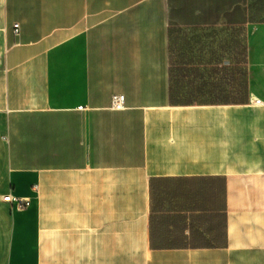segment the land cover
I'll return each mask as SVG.
<instances>
[{"label": "crops", "instance_id": "1", "mask_svg": "<svg viewBox=\"0 0 264 264\" xmlns=\"http://www.w3.org/2000/svg\"><path fill=\"white\" fill-rule=\"evenodd\" d=\"M222 25L248 99L172 104L174 66L219 86ZM0 264H264L253 0H0Z\"/></svg>", "mask_w": 264, "mask_h": 264}, {"label": "rangeland", "instance_id": "2", "mask_svg": "<svg viewBox=\"0 0 264 264\" xmlns=\"http://www.w3.org/2000/svg\"><path fill=\"white\" fill-rule=\"evenodd\" d=\"M253 16L255 23L264 21V0H253ZM231 28L232 29H229L226 25H222L220 30L221 71L219 75L215 76V79L217 81L219 80V86L217 85L214 88L202 87V84L206 82L204 78H208L202 73L201 77L198 75L196 83L194 81L191 83V81H189L190 78L187 77L184 78L183 82L180 84L178 81L181 79V76L184 77L185 74L179 76L181 73L178 72V68L174 66L178 76L174 79L173 83L174 93L183 98L186 97L187 94H199L204 91L214 92V95L205 97L204 99L206 100H214L217 97L233 98L247 93V90L245 93V68L248 31L245 26H238L237 29H233L234 27ZM173 38L174 45L176 42L180 41V36L176 33H174ZM179 54L181 53L177 55V53L174 52V61L176 63L180 62L178 61V58H180ZM196 86L201 87L198 90Z\"/></svg>", "mask_w": 264, "mask_h": 264}, {"label": "trees", "instance_id": "3", "mask_svg": "<svg viewBox=\"0 0 264 264\" xmlns=\"http://www.w3.org/2000/svg\"><path fill=\"white\" fill-rule=\"evenodd\" d=\"M178 71L180 73H183L184 71H186V69H181L178 68ZM178 83L181 84L180 80L178 81ZM201 86H196V89H200ZM246 85H245V93H246ZM198 94V93H197ZM197 94H187L186 97H181L179 95H177L176 93H172L171 94V98L170 101L172 102V104H181V105H187V104H238V103H244L247 100V93L246 94H242L241 96L238 97H217L214 100H206L202 97H197L195 95Z\"/></svg>", "mask_w": 264, "mask_h": 264}, {"label": "built area", "instance_id": "4", "mask_svg": "<svg viewBox=\"0 0 264 264\" xmlns=\"http://www.w3.org/2000/svg\"><path fill=\"white\" fill-rule=\"evenodd\" d=\"M14 34H18L19 32V24L14 23L13 25ZM110 108L113 110H122L125 108V96L124 94L118 93L113 94L110 98ZM35 187V186H34ZM1 200L5 203L11 205V207L15 210H22L26 208L30 201L27 198L19 197L12 192L4 194L1 196Z\"/></svg>", "mask_w": 264, "mask_h": 264}]
</instances>
